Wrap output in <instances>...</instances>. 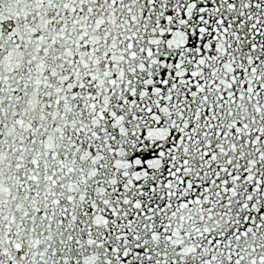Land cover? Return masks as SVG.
I'll return each instance as SVG.
<instances>
[{
    "label": "snow or ice",
    "instance_id": "1",
    "mask_svg": "<svg viewBox=\"0 0 264 264\" xmlns=\"http://www.w3.org/2000/svg\"><path fill=\"white\" fill-rule=\"evenodd\" d=\"M0 264H264V0H0Z\"/></svg>",
    "mask_w": 264,
    "mask_h": 264
}]
</instances>
